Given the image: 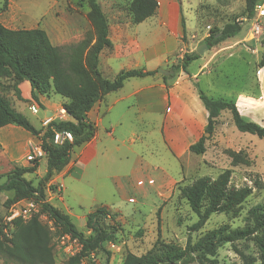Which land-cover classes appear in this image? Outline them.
<instances>
[{"label": "rangeland", "instance_id": "374dc122", "mask_svg": "<svg viewBox=\"0 0 264 264\" xmlns=\"http://www.w3.org/2000/svg\"><path fill=\"white\" fill-rule=\"evenodd\" d=\"M131 1L98 0L107 22L109 21L108 18L112 16L116 9H118L121 19H127L130 15L128 7ZM167 1L171 0H159L160 5H166L165 3ZM3 3L4 0H0V14H5L8 11V2L6 8H2ZM19 3H23L24 8L27 10L24 17L28 22L25 23L27 25L31 24L29 22L31 16L39 19V23H42L44 26L41 29L46 31V34L53 44L62 41V38L59 39L58 20H63L60 25L64 38L67 34V28L72 22L73 17H75V14L83 16L88 11L86 0H18L17 4ZM172 3L174 6L173 13L168 14L167 17L171 20H176V24L174 21H171L170 30L178 32V38L176 40L172 37L169 38L171 48L170 56L172 58L175 56L172 66L179 64L184 53L196 52V48L203 44L204 40L209 36L211 28H222L226 23H232L234 21H240L242 23V30L232 40H240L244 44H249L248 42L250 41L253 50H255L257 39L261 45L264 29L260 28L259 33L255 30L258 24L256 20L257 11H255V17L252 20H247V0H172L168 6H172ZM17 11V7L14 6L10 16H15ZM162 11V7L158 4L153 21H156ZM181 16L184 18L186 27L184 39L182 38L179 23ZM153 21L149 23H153ZM33 23L32 25H34ZM23 27L24 25L15 26L17 29ZM254 35L257 39H253ZM220 45L222 43L214 46L212 50H208L200 56L212 57V54L216 50L221 49ZM261 47L264 51L262 45ZM221 57L222 59L224 58L221 61H226V58H228L226 53ZM189 68L192 70L194 64ZM179 72H173V76ZM191 77L192 74L189 75V79ZM203 82L206 83L205 80ZM203 82L199 88L204 92L206 84ZM9 84V81L2 80L0 85L3 88L0 89V92L13 99L15 91L13 87H7ZM217 87L224 90V85L222 86L220 83ZM211 95L213 97L216 96L213 93ZM49 99L52 103L56 104L54 107L55 115L52 114L45 118L49 122L52 120H66L67 115L62 105L67 100L61 98L59 95H51ZM16 109L18 110V108ZM20 110L24 112L26 119L35 128H39L40 123L45 121V118L43 121H40L43 118V112L40 109L38 114L35 115L27 110L26 104L22 105ZM262 122L257 124L264 126V121ZM36 142L39 144L37 138L34 139L32 145L34 146ZM18 143L14 153V158L17 163H11L6 170H3L5 166L3 168L2 166L0 167V184L5 180L3 175L13 167H24V164L26 165L25 167L30 168L34 163V161L25 163L26 155L29 151H25L23 140H20ZM204 145L205 153L203 155H195L189 152L181 161H176L170 156L169 151L159 141V136L156 134L153 139L149 140L151 150L145 149L141 151L139 142H136L134 150L137 153L132 158L129 157L128 160H126L125 156V151L127 150V143H125V146L122 147V153L118 155L116 167L115 163H112L111 165L105 166L106 168L100 172V169H91L89 171L90 173L80 181L65 178L63 199L61 198L62 194L60 192L61 186L49 182L45 187L46 201L63 213H69L68 215L72 223L85 236L91 234V231L85 225L86 217L89 213L99 207L107 206L113 218V220L108 218L104 222L107 225H114L116 227L115 237L105 243L102 249L92 252L83 260L82 264H122L126 253L140 256L152 248L164 249L163 247H172L177 251H183L189 236L191 237V245L194 246L200 239L211 232L252 228L253 212L258 210L264 212V140L250 134L238 132L232 122L229 111H223L217 120L214 132L211 136L206 137ZM137 156L142 157L146 162L148 161L154 168V171L158 168L160 170H166L171 177L177 180L168 198L162 201H156L157 198L153 194L148 196V202L143 201L141 191L149 189L150 186L145 184L142 188L132 185V183L137 182L139 178L143 177L140 172L134 173L131 177L129 176L132 182H130V188L123 193L117 192L110 178L127 177L130 168L134 165V159ZM43 159L45 158L42 157L39 159V166L34 173L25 175V178L35 186L42 181L45 174L44 170L46 167ZM234 159L236 161L235 164L233 163ZM110 167L114 168V170H111ZM109 169L110 172H108ZM227 169L231 172L230 186L235 188L249 187L252 190L251 194L232 211L212 214L198 231L189 232L188 229L196 222L197 216L190 210L181 190L189 187L197 178L207 176L215 179L222 171ZM152 178L157 185L160 177L155 174ZM48 185L55 187V191H49L47 189ZM10 196V193H0V238L5 236L7 239H13L17 234L20 223L36 217L50 233V246L54 264H66L67 259L80 249L79 244L72 239L66 238L62 229L54 224L46 212L42 211L41 204L38 202H35V210L31 211L29 217L25 219L18 217L11 221V223L5 225V217L8 215V208L11 206L6 207L5 202ZM129 197L134 199L135 202L129 203ZM61 201H64L63 204H61ZM4 227L7 230L6 233L3 232ZM254 236L264 238V228ZM254 236L238 241L235 245L240 252L255 260L253 264H262ZM193 255L195 254L193 253ZM216 258L218 264H245L240 256L233 251L230 244H225L220 247L217 250ZM0 264L13 263L0 259ZM173 264H180V261ZM192 264L198 263L193 262Z\"/></svg>", "mask_w": 264, "mask_h": 264}, {"label": "trees", "instance_id": "16d2710c", "mask_svg": "<svg viewBox=\"0 0 264 264\" xmlns=\"http://www.w3.org/2000/svg\"><path fill=\"white\" fill-rule=\"evenodd\" d=\"M7 2L8 0H4L2 8L7 7ZM86 3L87 20L91 29L76 44L57 47L50 42L48 35L41 28L12 30L0 22V82L9 81L7 87H13L15 96L21 100L16 87L27 81L31 88V99L37 104V95H59L67 100L62 107L68 117L66 120H52L44 127L36 129L24 115L12 108L9 99L0 92V128L14 125L37 138L46 161V171L38 185H33L25 178L26 174L37 170L39 160H35L30 168L13 167L3 175L5 180L0 184V193L11 194L5 202L6 207L21 200L40 203L42 211L62 229L63 234L76 240L80 249L67 259L66 264H82L92 252L102 249L105 243L111 241L117 229L114 225L105 224L106 219L113 218L106 207H99L86 217L85 225L91 234L85 236L77 230L67 214L46 201L45 187L55 174L68 165L74 149L94 137L96 128L87 117L94 104L107 94L121 89L130 78H142L157 73L133 69L119 72L112 80L106 79L98 67L100 53L111 48L108 22L98 0H86ZM256 5L257 0H247V20L255 17ZM128 8L132 23L140 24L155 15L158 2L132 0ZM180 27L184 39L186 27L182 16ZM241 30L240 21L226 23L222 28H211L204 43L210 50L221 42L235 38ZM261 45L264 48V35ZM199 57L196 52L184 53L179 64L171 66V70L187 73V66ZM258 67H264V51L261 52ZM194 87L208 112L205 134L211 136L221 113L229 111L238 132L264 140V126L243 118L234 102L208 97L197 83H194ZM1 88L3 87L0 85ZM64 131L70 132L72 141L55 145L54 134ZM205 140L206 137L202 136L189 147V151L195 155H203ZM233 163H236L235 159ZM230 177L231 172L227 169L215 179L207 176L197 178L189 187L181 190L190 210L197 216L196 222L189 227V232L198 231L212 214L232 211L249 197L251 188L230 186ZM47 189L55 191L52 185H48ZM252 222V228L211 232L194 246L191 245L189 236L183 251L163 247L164 249L152 248L140 256L126 253L122 264H173L178 261L180 264H218L217 250L225 244H230L245 264H253L255 260L240 252L235 245L236 242L248 239L264 228V212L254 211ZM254 240L264 264V238L254 236ZM0 259L13 264H54L48 229L36 217L20 223L13 239H7L5 236L0 238Z\"/></svg>", "mask_w": 264, "mask_h": 264}, {"label": "crops", "instance_id": "0c3cea01", "mask_svg": "<svg viewBox=\"0 0 264 264\" xmlns=\"http://www.w3.org/2000/svg\"><path fill=\"white\" fill-rule=\"evenodd\" d=\"M17 1L8 0V11L0 14V22L3 26L12 30H17L16 25H24L21 29L44 28L42 23H39V19L33 16L29 21L31 24L27 25L25 22L28 21L24 17L27 10L23 3L17 4ZM156 1L163 10L156 21H153L155 16H152L140 24H134L130 15L127 19H121L118 9L108 18L111 48L103 50L99 55L98 68L101 74L106 79L112 80L119 72L126 70L140 69L144 72L157 71V73L142 78H130L125 81L121 89L107 94L94 104L87 116L96 128L94 137L75 148L68 165L50 181L61 186L62 199L65 178L80 181L90 173L91 169H100V172L112 163H115L116 167L118 155L122 153L125 143H127L125 156L128 160L137 153L134 150L136 142H139L141 151L151 150L149 140L158 134L159 141L165 145L170 156L176 161H181L190 152L189 147L205 136L204 130L207 125L208 112L198 97L194 83L200 86L205 80L204 93L208 97L234 102L240 115L249 121L254 123L264 121V67H258L263 49L257 37L253 36V39H257H255V50L251 48L250 41L249 44H244L243 41L229 39L221 42V49L216 50L212 57L200 56L192 61L186 68L188 74L181 70L174 76L173 73L169 76H161L158 69L170 70L175 60V56L173 58L170 56L169 38L176 40L178 32L172 30L171 33V24L176 20L167 17L174 10L173 3L172 6H168L172 0L165 3L167 6L160 5L159 0ZM14 6L18 9L17 14L10 16ZM255 11H257V25L264 29V0H257ZM87 12L83 16L75 14L64 38L60 25L63 20H58L59 39L62 38V41L55 44L50 42L54 46L62 47L82 40L85 32L91 29ZM151 21L153 23H149ZM224 49L227 52L223 51ZM225 53L228 58L226 61H221L224 60L221 56ZM192 64L194 68L190 70ZM190 74L192 80L189 79ZM219 83L224 85V90L217 87ZM16 88L20 92L21 100L15 96L11 99L5 95L14 110L25 116L20 110L21 106L26 104L29 110V105H36L43 112L40 121H43L49 113L50 116L55 115L56 104L49 98L56 94L52 93L49 97L37 95L39 102L37 104L31 99V88L27 81L20 83ZM211 93L216 96L213 97ZM65 119L68 117L66 116ZM41 126L45 125L40 123L39 128ZM34 139L30 133L14 125L0 128V167L5 166L3 170H6L11 163H17L14 153L20 140L24 141L25 151H29ZM36 144L39 145L38 142ZM45 171L46 168L44 173ZM136 172H140L143 177L132 183L130 177ZM155 174L160 177L157 185L152 178ZM127 175L124 178L111 177L113 186L118 193H123L130 188V182L142 188L147 184L150 188L141 191L142 200L145 202H148V196L153 194L157 198L156 201L168 198L177 183V180L166 170L158 168L154 171L150 163L140 156L134 159V165ZM63 202L61 201V204ZM128 202L135 201L129 197Z\"/></svg>", "mask_w": 264, "mask_h": 264}, {"label": "built area", "instance_id": "2783aa9c", "mask_svg": "<svg viewBox=\"0 0 264 264\" xmlns=\"http://www.w3.org/2000/svg\"><path fill=\"white\" fill-rule=\"evenodd\" d=\"M255 30L257 33L260 31V27L256 25ZM29 111L32 114H37L39 111V108L36 105H30L28 106ZM49 122L48 119L45 118V121L43 122L44 125H47ZM65 141H72V135L68 131L64 132H57L53 136V143L55 145H61ZM44 157V153L39 145H31L28 155L26 156V161L31 162L35 160H39L40 158ZM36 203L33 200H21L19 202H16L12 204L8 208V215L5 217V225L7 223H11L15 218L22 217L27 218L30 216L31 211L35 210ZM3 232H7L6 228H3ZM66 238L70 239L69 236L66 235ZM76 242V240H73Z\"/></svg>", "mask_w": 264, "mask_h": 264}, {"label": "water", "instance_id": "95a60500", "mask_svg": "<svg viewBox=\"0 0 264 264\" xmlns=\"http://www.w3.org/2000/svg\"><path fill=\"white\" fill-rule=\"evenodd\" d=\"M208 50V47L205 43L199 45L197 48H196V53L198 55H202L204 54L206 51ZM158 72L164 76H169V75H172L173 71L171 70H164V69H158ZM51 113H49L47 116H50ZM206 137L209 136V134H205Z\"/></svg>", "mask_w": 264, "mask_h": 264}]
</instances>
